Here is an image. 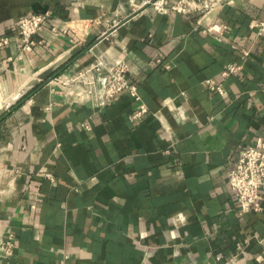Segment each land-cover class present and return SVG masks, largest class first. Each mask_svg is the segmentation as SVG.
<instances>
[{
  "label": "crops",
  "instance_id": "obj_1",
  "mask_svg": "<svg viewBox=\"0 0 264 264\" xmlns=\"http://www.w3.org/2000/svg\"><path fill=\"white\" fill-rule=\"evenodd\" d=\"M46 10L68 33L21 51L15 22ZM213 21L223 40L121 0H0V236L14 235L0 264H264V210L239 215L228 184L264 138V34L249 29L264 0H225ZM121 59L137 119L128 94L102 96Z\"/></svg>",
  "mask_w": 264,
  "mask_h": 264
},
{
  "label": "built area",
  "instance_id": "obj_2",
  "mask_svg": "<svg viewBox=\"0 0 264 264\" xmlns=\"http://www.w3.org/2000/svg\"><path fill=\"white\" fill-rule=\"evenodd\" d=\"M128 4L133 12L145 11L151 9L160 15L179 14L186 17L196 16V25L204 33L211 34L216 38L223 40L228 30V25L224 22L213 21L204 23V19L214 13L219 12L224 5L225 0H121ZM53 16L50 10L32 13L19 18L14 26L18 35V48L21 51L32 52L36 47L42 46L43 41L36 39L45 31L54 35L67 34L66 28H61L52 23ZM249 29L255 32L257 37L264 34V21H253ZM10 43L8 36L0 38V47L7 46ZM234 50L240 51L243 57H247L249 51L239 49L231 45ZM101 64L93 65L90 71L101 70ZM241 70V66L228 64L221 73L222 78H227L231 74H236ZM128 63L121 59L112 66L106 68V77L102 96L104 100H111L121 94H128L135 102L138 108L133 119L140 118L147 113V107L142 103L138 93L137 85L129 79ZM57 80V78H53ZM52 80V78L50 79ZM69 83V82H64ZM91 83V88L83 90L86 96H95L96 89ZM203 85L206 89L216 92L220 96H226V90L221 83L213 79H205ZM83 126L88 129L90 126L84 123ZM228 184L233 192L237 202L239 215L247 213H258L264 210V138L257 137L247 147L240 152L238 160L229 169ZM14 252V235L9 232L0 236V254L3 257H10ZM1 262V257H0Z\"/></svg>",
  "mask_w": 264,
  "mask_h": 264
},
{
  "label": "trees",
  "instance_id": "obj_3",
  "mask_svg": "<svg viewBox=\"0 0 264 264\" xmlns=\"http://www.w3.org/2000/svg\"><path fill=\"white\" fill-rule=\"evenodd\" d=\"M66 66H67V64H64L63 66H61V68H59L57 71H55V72L51 75V77H54V76H56L57 74H59V72H61L62 70H64V69L66 68ZM20 101H21V100H19V103H20ZM19 103H17V105H18Z\"/></svg>",
  "mask_w": 264,
  "mask_h": 264
},
{
  "label": "water",
  "instance_id": "obj_4",
  "mask_svg": "<svg viewBox=\"0 0 264 264\" xmlns=\"http://www.w3.org/2000/svg\"><path fill=\"white\" fill-rule=\"evenodd\" d=\"M36 83V82H35ZM32 86V85H31ZM2 111H0V113H1Z\"/></svg>",
  "mask_w": 264,
  "mask_h": 264
}]
</instances>
